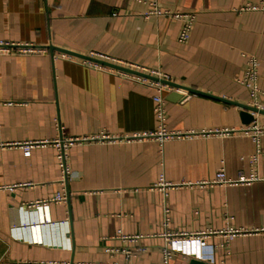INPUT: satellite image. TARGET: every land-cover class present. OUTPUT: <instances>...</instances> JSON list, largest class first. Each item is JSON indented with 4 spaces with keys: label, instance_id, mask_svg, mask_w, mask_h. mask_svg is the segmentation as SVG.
<instances>
[{
    "label": "crops",
    "instance_id": "crops-1",
    "mask_svg": "<svg viewBox=\"0 0 264 264\" xmlns=\"http://www.w3.org/2000/svg\"><path fill=\"white\" fill-rule=\"evenodd\" d=\"M262 1L157 0L162 11L196 15L181 43L182 21L148 15L152 7L135 0H0V43L43 50L0 52V264H165L166 235L180 233L188 235L173 240L169 264H264V232L225 233L264 229V137L257 154L245 133L264 115L246 125L238 106L254 107L242 85L250 55L264 91V12L242 10ZM50 47L206 93H165V128L190 136L119 140L159 130L156 91ZM103 133L116 140L67 145V176L53 144L24 150ZM222 168L229 179L258 180L203 184ZM161 177L179 186L154 188ZM58 193L65 201L37 205Z\"/></svg>",
    "mask_w": 264,
    "mask_h": 264
},
{
    "label": "built area",
    "instance_id": "built-area-1",
    "mask_svg": "<svg viewBox=\"0 0 264 264\" xmlns=\"http://www.w3.org/2000/svg\"><path fill=\"white\" fill-rule=\"evenodd\" d=\"M139 4H146L150 7H152V10L148 12V15H167L173 19H177L182 21V29L180 31L179 35V41L181 43H187L191 37V33L194 27V24L196 22V15L192 13H175L172 14L170 11H162L158 5L157 0H135ZM243 11L249 10V11H260L264 12V1L260 2L257 5H249L246 6L242 9ZM10 48H16V51L20 54H35V53H40L43 50L39 48H35L33 46L29 45H10V44H4L0 43V52H10ZM88 57L106 61L109 63H113L116 65H120L122 67H126L129 69H133L139 72L151 74L154 77H157L161 80L165 81H171L168 77L162 75L158 71L155 70H149L146 68L139 67L137 65H133L130 63H126L124 61H117L114 59H111L107 56L100 55L98 53H91L87 55ZM62 59L71 61L73 63H77L79 65H83L87 68L97 70V71H102V72H107V73H112L116 74L122 78L133 80L136 83H139L143 86H147L150 88H153L156 91V94L153 97L154 101V111L157 116V119L159 121V130L158 131H152L149 133H143V134H135L132 136H125L120 138L119 140L123 141H129L131 139H142V138H151V139H157L159 141H167L170 139H175V138H181V137H186L190 136L187 134H181V133H173V132H168L167 129L165 128V121L167 119V112H166V101H165V93L170 89V86L167 84H163L159 81H153L149 80L143 77H139L133 74H129L123 71H119L107 66H103L99 63L92 62L87 59H81L77 58L74 56H71L69 54L61 53L59 56ZM260 67V62L258 58L254 55H250L248 59V65L245 70L244 78L242 80V85L249 91V95L252 101V105L258 109V110H263L261 106V97L264 96V91H262L259 86H258V70ZM255 117L259 116V114H253ZM210 133L214 134H221L225 133L224 131L221 130H216ZM245 133L250 135V137L253 139L254 143H256L258 151L257 154L261 153L260 150V143L261 139L264 137V126H261L257 121L255 123L248 127L245 130ZM98 140H106V141H112L116 140L113 137H110L109 135L102 134L100 137H93L92 139H87V138H76V139H69L67 142L65 140H58L53 143H25L24 145V150L26 155H30L31 149L34 146H38L41 144H53L55 147L58 148L59 150V155H58V161L60 165L64 168L65 175L67 176L68 174V168L66 166V158H65V149L67 145H71L74 143H82V142H89V141H98ZM257 160V157L254 158V161ZM258 178L255 175H251V177L246 178V177H241L240 179L233 180L229 179L226 175L225 170L222 168L216 173V177L208 181L207 185H234L237 183H250L253 181H257ZM191 183H181L180 185H187ZM179 184H173L167 182L163 177L160 178V180L154 185V188L161 189L164 191H167V189H171L173 187H177ZM66 197L64 194L58 193L54 197H51L47 199L46 201L43 202H38L37 205L39 204H44V203H49V202H55V203H60L65 201ZM264 232V229L261 230H243V229H235V230H228L225 231L226 235L232 239L236 236L239 235H246V234H252V233H262ZM221 233V232H219ZM187 233H180V234H167L166 239H167V245L165 246L163 252H164V257H165V264H169L170 260L173 258V250L171 249V245L173 240L175 239L176 236L179 237H185L187 236ZM198 236V235H197ZM124 240H131L130 237H122ZM140 251H144V249H139ZM40 264H67V263H53V262H46V263H40Z\"/></svg>",
    "mask_w": 264,
    "mask_h": 264
},
{
    "label": "water",
    "instance_id": "water-1",
    "mask_svg": "<svg viewBox=\"0 0 264 264\" xmlns=\"http://www.w3.org/2000/svg\"><path fill=\"white\" fill-rule=\"evenodd\" d=\"M50 50L51 51L58 50L61 53L69 54L71 56H74V57H77V58H81V59H87V60H90L92 62L99 63V64H101L103 66H107V67H110V68H113V69H116V70H119V71H123V72L129 73V74H133V75H136V76H139V77H143V78H146V79H149V80L159 81V82H161L163 84L169 85L170 87L184 88V89H188L189 91L194 92V93L207 95L206 93H200L199 91H195V90H192V89H189V88H185V87H180V85L172 83L171 81L161 80V79H159L157 77H154L151 74L139 72V71H136V70H133V69L122 67L120 65H116V64L109 63V62H106V61L94 59V58L88 57L86 55H82V54H78V53H74V52L66 51V50H62V49H57L55 47H50ZM208 96L214 97V96L209 95V94H208ZM215 98H218V97H215ZM218 99L223 100V101L228 102V103L236 104V103H234L232 101L225 100V99H222V98H218ZM238 106L242 108L241 116H242L244 124H246V125L250 124L251 122H253L255 120L253 114L264 115V110H258L255 107L247 106V105H240L239 104Z\"/></svg>",
    "mask_w": 264,
    "mask_h": 264
}]
</instances>
